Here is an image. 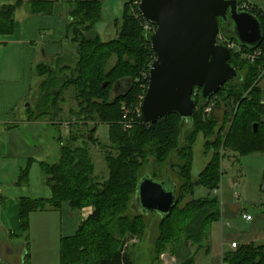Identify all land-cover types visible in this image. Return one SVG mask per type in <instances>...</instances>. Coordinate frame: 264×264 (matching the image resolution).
I'll use <instances>...</instances> for the list:
<instances>
[{
    "label": "trees",
    "instance_id": "obj_1",
    "mask_svg": "<svg viewBox=\"0 0 264 264\" xmlns=\"http://www.w3.org/2000/svg\"><path fill=\"white\" fill-rule=\"evenodd\" d=\"M131 2L125 1L120 22H115L117 37L109 42H102L97 35L89 37L101 19L99 1L79 0L69 8L66 37L76 45L78 60L74 69L69 66L62 68L68 75L64 76L59 90L74 89L73 100L77 103V111L72 115L76 121L69 127L70 134L66 145L61 148L59 161L54 164L40 163L43 182L50 188L51 198L22 199L19 213V238L27 248L31 213L57 211L63 203H67L73 211L88 207L92 209L73 236L60 239L59 264H132L124 245L130 238L142 236L145 217L127 213L140 180L149 176L159 181L156 175H141L146 148L156 165L166 168L161 181L168 178L175 186L174 207L167 216L160 218L157 253L160 255L168 251L177 259L183 253L184 262L181 264H195L198 251L204 248L205 253H209L206 242L211 226L220 220V202L214 191L218 189L222 175L221 158L232 154L237 161L248 155H264V121L261 119L264 104L258 88L264 76L263 12L249 4L250 13L258 19L262 28V41L256 48L262 51L261 56L249 63L240 53H230L229 64L239 75L244 72V78L227 82L207 101H200L197 91L193 95L196 110L189 126L176 115L146 124L137 110L147 88L148 70L154 55L147 39L149 34L135 17L137 11L135 8L132 10ZM243 2L245 0H239V3ZM19 6L20 2L0 6L1 35L13 32L14 15ZM218 24L219 33L235 43L231 36L221 31L220 21ZM241 50L249 54L254 51ZM109 58L115 60V65L105 71L104 64ZM48 71V67L41 64L36 67L35 73L45 77L50 74ZM117 83H125L126 86L124 92L113 95ZM57 85L52 76L49 81L40 82L37 116H32V119L48 115L53 107L56 109L58 92L51 90ZM47 103L49 109L46 108ZM211 103V112L204 114V109ZM221 109L223 116L220 123L214 113ZM93 120L108 126L110 145L106 147L103 158L106 178L94 174L95 164L88 147L91 143H97L94 135L99 124L93 125L83 136L85 139L71 131L73 125H88ZM121 123L132 130L124 133ZM254 124L257 126L255 132ZM225 125H228V129L222 135ZM182 130L190 131L184 137L183 144ZM199 134L205 139L204 154L207 155L209 151L213 154L205 169L193 179L192 148ZM213 136L215 138L211 140ZM79 142L80 145L76 146ZM169 171L180 181L178 186ZM28 172V167L21 171L17 185L27 182ZM198 187L206 189L208 195L195 199L194 190ZM26 257L28 255L25 261ZM222 262L264 264V244L237 246L222 256Z\"/></svg>",
    "mask_w": 264,
    "mask_h": 264
},
{
    "label": "crops",
    "instance_id": "obj_2",
    "mask_svg": "<svg viewBox=\"0 0 264 264\" xmlns=\"http://www.w3.org/2000/svg\"><path fill=\"white\" fill-rule=\"evenodd\" d=\"M75 1L79 0H0V6L20 2L14 15L13 32L0 34V264L47 262L43 258L46 253L38 250L34 242L26 248L19 238L20 201L51 198V190L44 184L40 169V163H46L48 155L44 140L48 124L41 118L32 119L36 106L35 85L40 79L35 70L38 65L63 57L61 43L68 40V12ZM258 88L264 104V76ZM261 119L264 121V115ZM32 126L44 127V134L32 136L29 131ZM26 167L29 168L27 182L17 185V178ZM90 211H73L63 203L57 211L33 212L29 215V235L33 237L39 231L48 247L50 242H56V254H53L59 264L60 239L73 236ZM233 243L237 246L264 244V207L249 215L238 197L221 201L220 220L212 224L206 242L209 253L201 249L195 258L196 264H224L222 256L235 249L231 247Z\"/></svg>",
    "mask_w": 264,
    "mask_h": 264
},
{
    "label": "water",
    "instance_id": "obj_3",
    "mask_svg": "<svg viewBox=\"0 0 264 264\" xmlns=\"http://www.w3.org/2000/svg\"><path fill=\"white\" fill-rule=\"evenodd\" d=\"M137 11L155 27L147 37L154 60L139 107L146 124L176 115L189 126L197 91L200 101H207L227 82L241 80L229 64L230 51L217 42L219 21L221 31L240 48L255 50L262 41L260 22L251 13L239 11V0H140ZM125 86L117 83L113 92L120 94ZM174 204L175 186L170 179L154 181L149 176L138 183L132 203L139 214L161 218Z\"/></svg>",
    "mask_w": 264,
    "mask_h": 264
},
{
    "label": "rangeland",
    "instance_id": "obj_4",
    "mask_svg": "<svg viewBox=\"0 0 264 264\" xmlns=\"http://www.w3.org/2000/svg\"><path fill=\"white\" fill-rule=\"evenodd\" d=\"M100 2L101 9V19L96 23L94 28V33H91L89 37H94L97 35L102 42H109L112 39L117 37V28L115 27V22H120L123 3L126 0H98ZM250 5H256L259 9H261L264 13V0H245ZM66 42L68 44H66ZM62 48V58L52 60L46 66L48 67L49 75L45 77H40L39 81H37L35 85L34 95L36 96V106L39 101L40 91H38V87L40 86V82L42 80L49 81L52 76L55 78V82L58 84L54 86V89L51 91L58 92V100L56 102V109H49V105L47 103L46 108L49 109L48 115H44L43 117H37V119H42L44 122L48 124L46 128V132L44 134V127L40 129L39 127L35 128L34 126L30 127L29 131L33 133L41 132L44 134V140L46 141V150L48 152L47 158H45V162L47 164L57 163L61 157V148L66 145L67 138L70 134V125L74 124L76 119L73 117L72 112L77 111V103L73 100L74 89L72 87L68 89H63L60 91V86L64 82V76L68 75V72H63L62 68L64 66H69L74 69L76 66V62L78 60V51L76 45L67 41H63L61 43ZM70 50L68 51V49ZM67 53V54H66ZM66 54V55H65ZM115 65V60L112 58L107 59L104 64V70L108 71ZM244 72L240 74L241 77L244 78ZM39 77V76H38ZM45 78V79H44ZM58 90V91H56ZM43 93L41 92V95ZM113 95H116L113 92ZM112 95V96H113ZM27 104V103H26ZM36 106L32 112V116H37ZM44 108V109H46ZM57 113L54 116V113ZM215 116L219 119L221 123L223 116V109L220 111H216ZM219 123V124H220ZM99 124L98 121L93 120L90 121L88 125H83L82 123L78 125H73L72 134L82 137L85 139L84 135L93 127V125ZM57 125V126H56ZM122 131L124 133H129L132 129L129 126L120 124ZM129 128V129H128ZM228 125H225L224 131L222 135L227 131ZM190 131L182 130L181 141L184 143V137L189 134ZM84 136V137H83ZM94 137L97 140L95 144H89L90 155L93 163L95 164L94 174L99 178H106L107 170L106 165L104 163V151L106 147L110 145L108 140V126L104 124L97 125V129ZM215 137H211L210 139H214ZM204 143L205 139L199 134L196 137V140L193 144L192 148V168H191V176L193 179H196L197 175L202 172L207 164L209 163L212 152L209 151L207 155L204 154ZM80 145V142L76 144V146ZM165 169L156 165L154 162V157L151 155L148 148L144 150V161L142 164L141 175H156V179L161 181L164 177ZM220 169L222 172L220 183L218 189L215 191L216 195L219 199V202L226 199V197H238L243 207L246 209L247 214L251 215L252 212L256 211L258 207H264V155L262 154H254L248 155L244 157H240L237 161L230 154L227 156H223L220 160ZM171 177H173L176 186L179 185L180 181L174 175L173 172L169 171ZM213 196L214 194L211 193ZM208 195V191L202 187H198L194 190V198H204ZM189 199V197L187 198ZM183 206V205H181ZM92 209L90 207L83 208ZM129 215H137L138 211L131 205V209L128 211ZM145 219L144 223V231L140 238L133 237L137 240L134 244H126L124 248L127 250L129 257L132 261V264H181L184 262L183 253H181L180 258H175L168 251L163 254L157 253V239L159 238V230L158 226L160 223V216L156 214H147L143 215ZM88 217V216H87ZM86 217V218H87ZM85 220V219H84ZM30 227V226H29ZM36 235L31 237L29 235V245L33 244L37 247L41 252L46 253L43 255V258L47 259L46 264H55L57 258H55L56 254V242L49 243L50 247L47 245V240L43 239L40 232L37 231ZM132 238V239H133ZM54 244V252L51 250ZM49 248V249H48ZM49 250V252H48ZM194 251V248H191V251ZM199 252V251H198ZM201 252H199L200 254ZM53 254V255H52ZM198 254V255H199ZM197 259V258H196ZM199 262V261H198ZM58 264V260L57 263ZM196 264V261H195ZM199 264V263H198Z\"/></svg>",
    "mask_w": 264,
    "mask_h": 264
},
{
    "label": "built area",
    "instance_id": "obj_5",
    "mask_svg": "<svg viewBox=\"0 0 264 264\" xmlns=\"http://www.w3.org/2000/svg\"><path fill=\"white\" fill-rule=\"evenodd\" d=\"M128 1V0H126ZM139 1L140 0H132L131 2V8L132 10H134V8L136 9L137 11V6L139 4ZM239 11H243V12H249L250 13V6H249V3L248 2H243V3H239ZM135 17L140 20L142 22V25H143V29L146 33L148 34H151L154 32L155 30V27L147 22H145L144 20H142L140 14L137 13L135 14ZM217 42L218 44H221V45H224L226 46V48L231 52H236V53H240L241 54V57L243 59H246L249 63H253L258 57L261 56L262 54V51L260 49H255L251 54L249 53H246L245 51L243 52L241 50L240 47H238L235 43L227 40L224 36H222L221 33L218 34V38H217ZM148 77V75H147ZM196 94V93H195ZM143 99V98H142ZM212 107H213V103H211L210 105H208L205 109H204V114H209L212 110ZM137 112L140 114V111L139 109L137 110ZM141 116V115H140ZM214 193H216L214 191ZM0 196H1V190H0ZM237 197V196H236ZM244 218L246 220H250V217L249 216H244ZM129 243H126V244H134L137 242V240L135 238L131 239L130 241H128ZM125 244V245H126ZM236 244L233 243L231 245L232 248H236Z\"/></svg>",
    "mask_w": 264,
    "mask_h": 264
}]
</instances>
